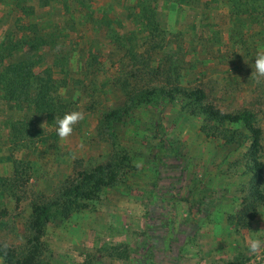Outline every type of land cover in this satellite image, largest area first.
Here are the masks:
<instances>
[{
	"label": "rangeland",
	"instance_id": "obj_1",
	"mask_svg": "<svg viewBox=\"0 0 264 264\" xmlns=\"http://www.w3.org/2000/svg\"><path fill=\"white\" fill-rule=\"evenodd\" d=\"M73 1L64 0L68 20L61 26L82 34L58 43L48 37L53 31L42 32L49 47L62 50L54 63L20 56L28 58L22 60L39 80L33 88L47 92L54 112L10 103L0 87V177L13 178L15 160L27 172L15 194L0 191V247L26 254L33 204L62 199L82 172L126 153L130 168L116 186L86 202V209L48 223L37 264H264V205L248 227L238 225L251 176L245 148L207 138L202 121L182 109L181 96L170 102L162 94L175 87L201 90L223 113L252 111L264 163V76L251 67L264 45V0H137L140 8L114 0L115 11L105 0H81L79 7ZM93 12L97 21L87 24ZM128 12L131 22L124 21ZM22 17L17 22L26 29ZM43 52L45 60L50 48ZM147 90L158 94L141 103ZM124 108L120 120L107 119ZM73 110L82 119L61 140L54 117ZM126 248L130 257L119 259Z\"/></svg>",
	"mask_w": 264,
	"mask_h": 264
},
{
	"label": "trees",
	"instance_id": "obj_2",
	"mask_svg": "<svg viewBox=\"0 0 264 264\" xmlns=\"http://www.w3.org/2000/svg\"><path fill=\"white\" fill-rule=\"evenodd\" d=\"M75 1L83 4L81 0ZM21 4L17 2V5ZM137 5L140 8V2ZM24 8H27L30 14L33 13L31 7L23 6ZM142 17L147 20L145 14ZM148 21H151V18L148 17ZM28 28L32 30L33 36H25L17 41L13 40L8 49V55L12 51L17 50L18 47L27 46L31 49H36L46 42V38H44V34L38 28V25L30 24ZM35 81L39 80L35 78L32 66L26 60L8 63L0 71V87L6 101L32 105L36 112L49 116L54 112L55 105L43 88H33V82ZM157 94V90L143 92V101L141 103L152 101ZM162 94L170 102L174 100L175 96H181L184 102L182 109L202 121L200 130L207 138L221 139L225 145L245 148L244 156L248 162L247 174L251 176L249 193L242 200L243 208L239 214L238 225L244 228L248 227V222L255 218L258 207L264 205V190L262 187L264 163L261 158L262 130L257 126L256 115L250 110H244L236 114L223 113L206 102V95L201 90L187 92L175 87L167 92L162 91ZM128 110V108H124L122 111H111L107 115V119L110 121L120 120ZM150 151L154 162L160 166L162 162L158 154L153 153L151 149ZM180 160L181 157L177 156L176 161L180 162ZM129 168L127 154L116 153L105 164L82 172L76 183L73 182L67 188L62 199L54 202L34 203L28 225L32 233V238L29 241L31 247L22 256H15L0 247V257L4 263L37 264L41 239L45 235L48 223L60 216L67 218L73 209H86L88 207L86 202L97 200L103 189L116 186ZM25 170L26 165L20 160H15L13 178L0 177V191L15 194L16 191L20 190L26 181L24 176H26L27 172ZM182 173L185 174L186 171L184 170ZM14 196L17 197V200H20V196ZM64 197H66L65 200H63ZM180 200L186 201V199ZM124 253V255H119L118 258L126 260L130 257L127 248Z\"/></svg>",
	"mask_w": 264,
	"mask_h": 264
},
{
	"label": "crops",
	"instance_id": "obj_3",
	"mask_svg": "<svg viewBox=\"0 0 264 264\" xmlns=\"http://www.w3.org/2000/svg\"><path fill=\"white\" fill-rule=\"evenodd\" d=\"M105 1H106L105 3H109L112 6L110 7L111 9H113L114 11L117 10L118 4L114 2V0H105ZM25 3H26V6H25ZM25 3L19 6L17 5V3H12V2L8 3V2H5V0H0V66L1 67H3L5 63H9V61H12L14 59L21 60V61L22 59H28V58L20 57L22 55H27V56L32 55L31 58L34 59L35 62H37L39 65H43L45 64V62L54 63L56 54L57 55L60 53L62 54V50L60 46L57 45V48L54 49V47L48 46V42H44L42 46H39L36 49L35 48L31 49L25 46L20 49L18 48L15 51H12V53L8 55L7 54L8 49L5 50V48H8L10 46V45L7 46L8 41L12 42L13 40H16V41L20 40L22 37H25V36L27 37L33 36L32 30L28 28L30 24L38 25V28L41 29L43 33L44 32L47 33V31H53L52 34L51 32H48L50 34L48 37L55 36L57 38L58 43L60 40L62 41V39L65 36L66 37L72 36V34L74 33H75L74 35L76 36H80L82 34L81 32L76 33V31H74V29L72 28L68 29L66 26L64 28L61 26L62 23L66 24L68 20L67 18L68 15L66 14V4L64 0H32V2H30V0H26ZM134 3L138 4L137 0H122L123 8L125 6L130 7ZM23 6L31 7L33 9V13L31 15H27V17H25V14L23 12H22L23 15H20L21 11H23L22 10ZM77 6L79 7L80 4L78 3ZM93 9L94 7L93 5H91L90 10H93ZM166 16L168 17V19H172L173 17H175L173 13H170V14L168 13L166 14ZM18 17L25 18V20L27 21L26 25L28 26L26 27V29H22V27L18 24L17 22ZM123 17H125L124 21L126 20V21L131 22L133 20L132 15L129 12L125 13ZM111 18H113V16ZM107 20H109V18ZM46 21L49 22V25L48 27L44 28L45 27L44 25H46L44 23ZM95 21H97V18L95 17V12H93L90 16H88L86 23L88 24L90 22H95ZM41 24H44V25L42 26ZM75 30H78L77 25H76ZM58 31H62V32L58 33ZM46 37L47 36H44V38ZM46 48H50V56H49V53H47L45 55L46 58L44 60L42 59L40 53H44L43 51ZM80 50L81 49L79 48V51ZM71 54H72V51L70 52L69 55H67V58H66L67 66L68 65L70 66V62H72L73 60V57L70 58ZM78 56L81 57L82 53L80 54L78 53ZM81 61L82 59H80V62ZM53 68H54V65H53ZM57 68H60V67H57Z\"/></svg>",
	"mask_w": 264,
	"mask_h": 264
},
{
	"label": "clouds",
	"instance_id": "obj_4",
	"mask_svg": "<svg viewBox=\"0 0 264 264\" xmlns=\"http://www.w3.org/2000/svg\"><path fill=\"white\" fill-rule=\"evenodd\" d=\"M254 58V63L251 64V67L254 66L257 76H264V45L258 46ZM80 119H82V113L76 110L65 112L60 117L55 116L57 136L61 140L68 137L73 131V125Z\"/></svg>",
	"mask_w": 264,
	"mask_h": 264
}]
</instances>
